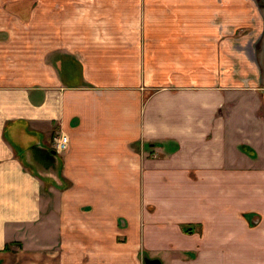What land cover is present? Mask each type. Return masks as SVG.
Here are the masks:
<instances>
[{
  "label": "crops",
  "instance_id": "crops-1",
  "mask_svg": "<svg viewBox=\"0 0 264 264\" xmlns=\"http://www.w3.org/2000/svg\"><path fill=\"white\" fill-rule=\"evenodd\" d=\"M261 11L0 0V252L43 221L42 190L63 179L62 264H264V101L256 117L222 88L236 78L222 74L229 37L246 29L253 45Z\"/></svg>",
  "mask_w": 264,
  "mask_h": 264
},
{
  "label": "rangeland",
  "instance_id": "rangeland-1",
  "mask_svg": "<svg viewBox=\"0 0 264 264\" xmlns=\"http://www.w3.org/2000/svg\"><path fill=\"white\" fill-rule=\"evenodd\" d=\"M252 1L257 3L260 8H264V0ZM260 19L263 22L262 29L264 30V13H262V11ZM221 31L222 39H227L229 36L227 34L224 35V33L228 31ZM248 33V36L250 37L249 30H238L236 36L229 37V39L234 38L236 40H234V44L231 46V51L229 50L228 43H226L228 45L225 47L222 46V50L226 48L230 52V55L222 56V67L223 69L226 68L224 72L222 71V74L229 72L230 75H232L235 71L234 75H236L234 80L231 79L229 85L224 83L222 88L229 89L231 92L232 98L230 101L232 104L230 108L239 107L240 104H243L244 102L246 105H248V103H254L256 106H253L250 113L256 117H261L263 110L260 108V102L264 101V95L262 96L260 93H256V88H254V86H264V65L262 62V59L264 60V31L259 35L253 45H250L251 40L247 39L246 41ZM252 38L254 41L255 37L253 35ZM232 52L234 54H232ZM228 59L229 62L232 60L237 62V66H235L236 68H234L233 71L230 69L231 65H229ZM230 64H232V62ZM227 68L230 70H227ZM247 75L253 77L248 83L246 81ZM227 79L228 78L224 77V81ZM221 80H223V78H221ZM259 104L260 106H257ZM254 107L256 108L254 109ZM222 110H224L225 113H237L238 122L243 119V114L245 112L246 117H248L247 113L249 112L247 110L226 108ZM23 139L32 140L34 142L37 140L36 137L28 136H24ZM65 181L63 179L60 181L58 191L51 190L49 192V184H45L42 190L44 197L42 199V202H44V205L42 206V212L44 213L43 221L39 222V224L35 223L28 227L29 231L25 234V237H21V240L13 241L12 243L5 245L4 250L0 252L3 254L0 258V264H62V261L60 262L59 260V256L63 255V250L65 251V249L68 248V244L65 242L68 239V236L62 231L63 225L59 226L60 222L63 223L67 221L64 219L68 215V204L63 195V192L68 187L67 181ZM88 208L86 207L85 211H81L87 213L89 210ZM75 212H77V210L73 211V213ZM36 251L40 252L36 255Z\"/></svg>",
  "mask_w": 264,
  "mask_h": 264
},
{
  "label": "built area",
  "instance_id": "built-area-1",
  "mask_svg": "<svg viewBox=\"0 0 264 264\" xmlns=\"http://www.w3.org/2000/svg\"><path fill=\"white\" fill-rule=\"evenodd\" d=\"M68 139L62 134L58 138H55L53 141V149L55 153H62L67 149Z\"/></svg>",
  "mask_w": 264,
  "mask_h": 264
},
{
  "label": "water",
  "instance_id": "water-1",
  "mask_svg": "<svg viewBox=\"0 0 264 264\" xmlns=\"http://www.w3.org/2000/svg\"><path fill=\"white\" fill-rule=\"evenodd\" d=\"M263 58H264V55H263ZM262 62H263V65H264V60H263V59H262ZM262 93L264 94V90H262ZM50 153H51L52 155L55 154L54 151H51ZM143 263H144V264H162L158 259H150V258H147V257H145V258L143 259Z\"/></svg>",
  "mask_w": 264,
  "mask_h": 264
},
{
  "label": "trees",
  "instance_id": "trees-1",
  "mask_svg": "<svg viewBox=\"0 0 264 264\" xmlns=\"http://www.w3.org/2000/svg\"><path fill=\"white\" fill-rule=\"evenodd\" d=\"M242 150H244V147H242ZM185 231H190V229H186ZM6 249H7V247H6Z\"/></svg>",
  "mask_w": 264,
  "mask_h": 264
}]
</instances>
